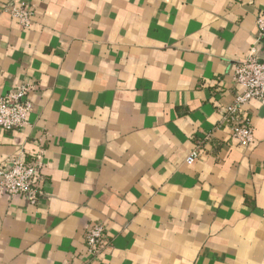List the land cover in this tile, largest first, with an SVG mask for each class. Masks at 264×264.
I'll return each mask as SVG.
<instances>
[{
  "label": "crops",
  "instance_id": "obj_1",
  "mask_svg": "<svg viewBox=\"0 0 264 264\" xmlns=\"http://www.w3.org/2000/svg\"><path fill=\"white\" fill-rule=\"evenodd\" d=\"M21 1L27 28L5 11ZM257 16L264 0H0V95L34 85L0 167L38 156L43 192L0 193V264H264V104L244 106L248 146L221 121L236 63L264 60Z\"/></svg>",
  "mask_w": 264,
  "mask_h": 264
},
{
  "label": "built area",
  "instance_id": "obj_2",
  "mask_svg": "<svg viewBox=\"0 0 264 264\" xmlns=\"http://www.w3.org/2000/svg\"><path fill=\"white\" fill-rule=\"evenodd\" d=\"M5 11L23 28L33 22L35 7L21 1L8 5ZM257 39L264 45V16L255 18ZM235 93L232 101L221 110V121L229 130V136L238 145L248 146L254 141L253 127L244 113V106L251 100L264 104V60H260L252 46L248 55L238 61L233 71ZM34 89L30 82H22L0 95V130L12 131L27 124L32 103L29 93ZM209 134L204 139H208ZM201 141L196 143L185 158L187 164L199 158ZM8 166L0 167V193L21 196L29 205H36L42 195L40 162L38 156L30 160L12 158ZM105 227L101 222L91 224L85 235L87 253L97 257L107 244Z\"/></svg>",
  "mask_w": 264,
  "mask_h": 264
}]
</instances>
